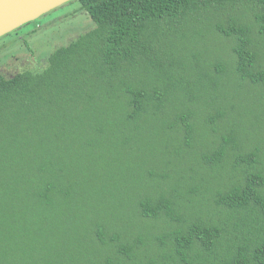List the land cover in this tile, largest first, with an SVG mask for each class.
<instances>
[{"label":"trees","instance_id":"obj_1","mask_svg":"<svg viewBox=\"0 0 264 264\" xmlns=\"http://www.w3.org/2000/svg\"><path fill=\"white\" fill-rule=\"evenodd\" d=\"M74 2L0 68V264H264V0Z\"/></svg>","mask_w":264,"mask_h":264},{"label":"rangeland","instance_id":"obj_2","mask_svg":"<svg viewBox=\"0 0 264 264\" xmlns=\"http://www.w3.org/2000/svg\"><path fill=\"white\" fill-rule=\"evenodd\" d=\"M80 8L79 2H71L22 30L0 38L2 74L11 79L25 71L39 70L46 66L47 58L56 49L67 46L80 35L94 29L92 19ZM210 38L220 40L215 35H211ZM221 46L227 50L224 44Z\"/></svg>","mask_w":264,"mask_h":264},{"label":"water","instance_id":"obj_3","mask_svg":"<svg viewBox=\"0 0 264 264\" xmlns=\"http://www.w3.org/2000/svg\"><path fill=\"white\" fill-rule=\"evenodd\" d=\"M76 0H0V38Z\"/></svg>","mask_w":264,"mask_h":264},{"label":"flooded vegetation","instance_id":"obj_4","mask_svg":"<svg viewBox=\"0 0 264 264\" xmlns=\"http://www.w3.org/2000/svg\"><path fill=\"white\" fill-rule=\"evenodd\" d=\"M22 29H23V28H22ZM22 29H21V30H22ZM18 31H19V30L15 31V32H18ZM15 32H13V33H15ZM11 34H12V33H11Z\"/></svg>","mask_w":264,"mask_h":264}]
</instances>
